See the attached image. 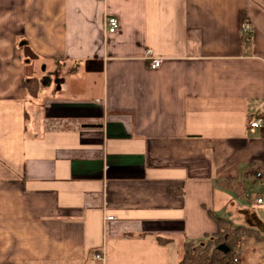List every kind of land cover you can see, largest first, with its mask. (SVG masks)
Wrapping results in <instances>:
<instances>
[{"label": "crops", "instance_id": "obj_1", "mask_svg": "<svg viewBox=\"0 0 264 264\" xmlns=\"http://www.w3.org/2000/svg\"><path fill=\"white\" fill-rule=\"evenodd\" d=\"M257 117L264 0H0V264H178L215 218L264 264V179L220 185L264 174Z\"/></svg>", "mask_w": 264, "mask_h": 264}, {"label": "trees", "instance_id": "obj_2", "mask_svg": "<svg viewBox=\"0 0 264 264\" xmlns=\"http://www.w3.org/2000/svg\"><path fill=\"white\" fill-rule=\"evenodd\" d=\"M245 20L241 18V22ZM23 53L27 58H35L34 53L26 46L23 48ZM25 87L32 94L37 92L36 80H28ZM255 172L244 173L237 178H231L220 182L221 187L230 191L239 198L244 197L245 180L248 177L256 175ZM216 232L211 235L206 242L202 244H195L192 241L186 242L183 245L184 255L178 264H224L223 260L228 259L233 255L234 249L237 247L241 236L256 235L252 230L236 227L234 228L231 223L225 219L215 218ZM158 242L166 244L167 239L158 238ZM225 246L227 252L224 253L218 249L219 246Z\"/></svg>", "mask_w": 264, "mask_h": 264}, {"label": "built area", "instance_id": "obj_3", "mask_svg": "<svg viewBox=\"0 0 264 264\" xmlns=\"http://www.w3.org/2000/svg\"><path fill=\"white\" fill-rule=\"evenodd\" d=\"M104 28L107 33H114L116 29L118 28V21L114 17H105L104 19ZM253 32V28L251 24L248 21H244L240 25V34L246 35ZM146 56L149 59V67L152 70H155L160 67L162 60L158 58H152L151 52L147 51ZM264 128V119L262 117H257L253 120H251L248 124V130L249 132H253L256 129H263ZM256 177L260 179H264V174L261 172L256 173ZM256 202L258 204L264 205V197L262 199H257ZM105 257L103 253H97L93 255V260L95 261H104ZM232 263L230 264H239L238 258L234 257L231 260Z\"/></svg>", "mask_w": 264, "mask_h": 264}, {"label": "rangeland", "instance_id": "obj_4", "mask_svg": "<svg viewBox=\"0 0 264 264\" xmlns=\"http://www.w3.org/2000/svg\"><path fill=\"white\" fill-rule=\"evenodd\" d=\"M258 184L262 186V183L259 182V181H258ZM261 227H264V219L262 220V223H260V227H259V228H261ZM259 230H260V229H259ZM205 242H206V241H205ZM205 242H203V244H204ZM203 244H202V245H203ZM183 250H184V249H183ZM184 252H185V251H184ZM183 255H184V254H183ZM230 263H232L231 260H230V262H229L228 264H230Z\"/></svg>", "mask_w": 264, "mask_h": 264}, {"label": "water", "instance_id": "obj_5", "mask_svg": "<svg viewBox=\"0 0 264 264\" xmlns=\"http://www.w3.org/2000/svg\"><path fill=\"white\" fill-rule=\"evenodd\" d=\"M218 249H219L220 251L224 252V253L227 252V248H226L225 246H223V245L219 246Z\"/></svg>", "mask_w": 264, "mask_h": 264}]
</instances>
